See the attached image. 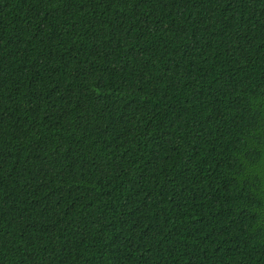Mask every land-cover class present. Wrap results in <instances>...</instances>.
<instances>
[{
	"label": "trees",
	"instance_id": "obj_1",
	"mask_svg": "<svg viewBox=\"0 0 264 264\" xmlns=\"http://www.w3.org/2000/svg\"><path fill=\"white\" fill-rule=\"evenodd\" d=\"M0 264H264V0H0Z\"/></svg>",
	"mask_w": 264,
	"mask_h": 264
}]
</instances>
